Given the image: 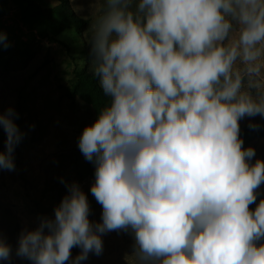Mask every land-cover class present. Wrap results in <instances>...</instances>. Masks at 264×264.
Returning <instances> with one entry per match:
<instances>
[{"label": "clouds", "instance_id": "obj_1", "mask_svg": "<svg viewBox=\"0 0 264 264\" xmlns=\"http://www.w3.org/2000/svg\"><path fill=\"white\" fill-rule=\"evenodd\" d=\"M91 29V74L109 102L77 146L95 168L100 222L61 179L54 218L22 230L16 256L80 264L116 231L132 235L139 264H264V161L252 163L239 126L264 118V0H102ZM16 118L0 111V170L15 169ZM11 255L0 236V260Z\"/></svg>", "mask_w": 264, "mask_h": 264}, {"label": "rangeland", "instance_id": "obj_2", "mask_svg": "<svg viewBox=\"0 0 264 264\" xmlns=\"http://www.w3.org/2000/svg\"><path fill=\"white\" fill-rule=\"evenodd\" d=\"M31 1L42 8L56 5V0ZM68 1L74 13L87 21L81 32L58 24L47 30L32 26L22 4L0 3V31L10 44L0 49V111L12 108L18 114L14 122L25 134L14 149L15 169L0 170V236L12 248L11 259L0 260V264H30L15 254L18 236L22 230H33L39 218H54V208L67 194L61 179L79 185L89 203V220L100 222L102 208L90 192L94 180L77 181L85 164L77 141L83 128L91 125L93 112L78 100H67L63 92L75 82L76 72L91 71V65L85 64L84 48L89 44L91 26L101 14L102 0ZM249 124L263 126V130L246 132L243 147L255 150L252 163L264 161V118L245 117L239 121L240 132L249 129ZM0 135L5 140L2 130ZM257 193V202L264 199V184ZM101 239L102 254L89 253L80 264H139L130 233L112 231ZM79 253V248H73L72 259Z\"/></svg>", "mask_w": 264, "mask_h": 264}, {"label": "trees", "instance_id": "obj_3", "mask_svg": "<svg viewBox=\"0 0 264 264\" xmlns=\"http://www.w3.org/2000/svg\"><path fill=\"white\" fill-rule=\"evenodd\" d=\"M12 1L23 5L24 16L32 26L42 25L47 30L50 26L58 24L66 28L75 27L79 32L84 30L87 26V21L74 13L68 0H56V5L50 8H42L39 4L31 0ZM84 51L86 55L85 64L89 65L91 60L89 44L85 46ZM63 96L72 103L78 100L90 107L93 112L91 124L96 119L97 111L109 102L108 98L104 96L97 79L87 68L75 73V82L69 89L63 92ZM262 128L263 126H259L256 129L249 128L246 131H242L240 132V138L243 140L246 132H262ZM3 144L4 137L0 135V148ZM94 171L93 164L85 160V164L78 174V183L82 184L87 179L94 180ZM255 207V204L250 205V208L253 210ZM71 253L73 257V249L71 250Z\"/></svg>", "mask_w": 264, "mask_h": 264}]
</instances>
